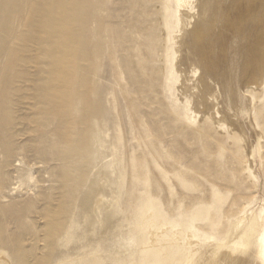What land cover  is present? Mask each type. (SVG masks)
<instances>
[{
	"label": "rangeland",
	"instance_id": "374dc122",
	"mask_svg": "<svg viewBox=\"0 0 264 264\" xmlns=\"http://www.w3.org/2000/svg\"><path fill=\"white\" fill-rule=\"evenodd\" d=\"M179 6L0 0V264H205L264 244V93L196 108Z\"/></svg>",
	"mask_w": 264,
	"mask_h": 264
},
{
	"label": "bare ground",
	"instance_id": "6f19581e",
	"mask_svg": "<svg viewBox=\"0 0 264 264\" xmlns=\"http://www.w3.org/2000/svg\"><path fill=\"white\" fill-rule=\"evenodd\" d=\"M175 19L174 60L183 84L190 77L197 85V109L214 106L213 98L224 91L234 105L239 89L264 93V0H180ZM234 50L241 55L238 73ZM247 96L251 107L256 100ZM150 232L154 246L156 235ZM205 264H264V244L252 245L243 255L231 249L208 254Z\"/></svg>",
	"mask_w": 264,
	"mask_h": 264
}]
</instances>
